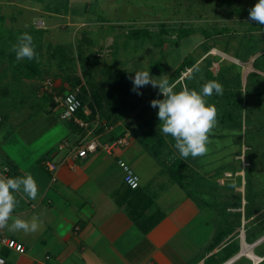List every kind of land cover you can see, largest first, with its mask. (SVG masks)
Instances as JSON below:
<instances>
[{"label":"crops","instance_id":"0c3cea01","mask_svg":"<svg viewBox=\"0 0 264 264\" xmlns=\"http://www.w3.org/2000/svg\"><path fill=\"white\" fill-rule=\"evenodd\" d=\"M31 2L32 6L41 4L43 7L44 4L40 0ZM256 2L254 0V4ZM30 5L22 4L21 0H0V10L10 8L20 16L19 19L24 16V10L30 11V15L35 14ZM243 5L251 8L248 1H243ZM35 10L41 15L49 13L43 8ZM62 15L54 14L57 17ZM6 17L0 13V28L6 30L7 35L8 31L17 36L24 32L30 34L34 28L32 20L30 24L24 22L14 26L15 22H11L12 25L6 26ZM10 17L18 24L19 19H15V15ZM64 18H69V15H64ZM48 19L52 21L53 18ZM242 19V22H251V25L243 22L242 35L247 36L248 33L254 39L252 44L243 43L254 48V55L249 57L252 58L251 70L245 75L240 72L242 89L247 75L255 73L258 75L256 81L264 90V68L252 64L257 55H264V29L261 28L264 26L249 21L248 15ZM36 43L41 46L38 41ZM215 50L220 49L212 45L204 53L210 54ZM220 52L227 53L226 50ZM211 58L213 61L208 69L215 76L222 63L214 71L212 65L217 59L215 56ZM37 61L44 72L38 78L25 79L24 83L39 84V91L50 96V106L58 107L52 100L54 94L63 95V90L70 91V84L63 76L53 74L54 63L47 71L40 59ZM205 65L200 62L199 66L203 68ZM49 74L56 75L51 77L54 84L52 93L42 87L45 79L50 78ZM263 96L262 91L255 89L246 106L250 98V101L257 100V106L258 98ZM39 102L43 100L38 99ZM83 110L89 113L86 106ZM18 114L19 111L11 116L17 117ZM99 115L88 120L85 127L77 126L73 120L61 119L58 114L50 119L46 132L33 134L30 129L27 133L18 129L10 132L0 130V166H8L9 177L31 174L39 189L35 200L20 199L13 215L25 220L38 216L42 221L40 229L30 233L0 229V256L5 259L4 264H255L264 258V247L259 245L264 236L248 243L245 235H234L240 231L242 222H247L246 228H254L264 214L263 204L251 217H244L245 178L242 169L235 172L240 177V184L234 187L241 197V206L228 207L226 211L233 216L220 223L212 208L203 215L199 201L181 190L182 187L169 177L163 165L131 135L124 120L107 123ZM124 133L129 137V144L125 147H115L111 151L97 149L85 157L74 156L81 145L93 139L106 142ZM64 142L66 144L59 147ZM44 160L56 163L54 179L43 167ZM118 160L125 161L139 175L137 188L131 189L124 183V172ZM184 160L193 171L195 166L189 157ZM162 191L166 193L163 195ZM17 195L19 199L20 194ZM235 213H240V224L234 227ZM226 228H234V231L211 249L218 232ZM2 238L22 243L24 252L8 248L2 243ZM234 246L238 247V252L226 258Z\"/></svg>","mask_w":264,"mask_h":264},{"label":"rangeland","instance_id":"374dc122","mask_svg":"<svg viewBox=\"0 0 264 264\" xmlns=\"http://www.w3.org/2000/svg\"><path fill=\"white\" fill-rule=\"evenodd\" d=\"M243 1H248L251 7L254 4V0H69V18H64V15L57 17L52 13L41 15L35 10L43 8L41 4L32 6L31 0H21L22 4L33 7L35 14L30 15V11L24 10V16L19 19L20 16L6 7L0 13L7 16L4 20L6 26L12 25L11 22H15L14 26L24 22L30 24L31 20L34 26L38 18L44 21L42 34H30L40 62L46 66L44 70L48 71L50 64L54 63L53 74L64 78L69 74L87 84L92 82L107 87L109 75L117 70L128 71L131 84L137 71L148 70L154 80H159L172 73L185 57L196 59L199 66L205 57L215 56L214 71L220 63L225 69H230L232 63L229 61H234L239 64L234 71L240 66V72L245 75L251 70L252 58L242 61L235 56L244 50V42L252 44L254 39L248 33L247 36L242 35V25L246 22H242V18H246L249 10ZM11 15L19 19L18 24L9 19ZM246 24L251 25V22ZM138 28H147L150 37L128 39L127 32ZM16 39H13L14 43ZM203 42L227 53L215 50L205 54ZM58 46L62 50L54 57L51 52ZM256 66L264 68V55ZM7 67L6 59H0V77L3 78L0 81V130L10 132L18 129L27 133L30 129L33 134L46 132L50 119L61 113V107L50 106V96L39 91V84L24 83L25 79L14 76ZM230 71L233 73V69ZM75 89L71 90L79 95L81 90ZM154 90L151 85L139 89L144 99ZM38 99L43 102L38 103ZM250 99L240 112L232 111V119L242 115V128L227 130L217 123L214 135L209 138L207 154L197 158L189 156L192 166H195L193 179H188L191 195L199 201L203 215L212 208L220 223L233 216L225 210V202H234L238 198L234 187L240 184V177L235 172L240 169L247 182V199L251 200L253 207L264 204V96L258 98L257 106V100ZM138 109H142L145 116L155 110L149 104ZM18 111L19 117L11 116ZM134 121L131 115L123 123L130 130L137 122ZM165 137L170 142V136ZM240 150L242 156L237 155ZM177 152L173 150L174 154ZM181 190L186 192L183 188ZM162 192L163 195L166 193ZM246 225L247 222L238 232L241 236L245 235ZM259 245L264 247V239Z\"/></svg>","mask_w":264,"mask_h":264},{"label":"trees","instance_id":"16d2710c","mask_svg":"<svg viewBox=\"0 0 264 264\" xmlns=\"http://www.w3.org/2000/svg\"><path fill=\"white\" fill-rule=\"evenodd\" d=\"M40 1L44 3L43 10L49 13L63 15L70 13L69 0ZM8 32L9 34L7 35V31L0 28V59H6L7 66L9 67L7 68L12 70L14 76L16 75L23 79H33L40 77L43 73V70L40 68V63L36 59H23L21 61H17L15 54L10 52V47L12 44H14L13 39L18 36L16 34L13 35L14 33L10 31ZM34 32L37 34H42L43 29L34 27L30 34H33ZM149 37L150 34L147 28L130 29L127 32L128 39ZM5 39L9 41H6ZM174 43H176V41ZM203 47L204 50L209 48L206 43L203 45ZM61 50L62 47L58 46L55 51L51 52V55L55 57L58 55L57 53L61 52ZM253 50L254 48L244 45V50L242 53L238 56H235V58L246 61L250 56L254 55ZM261 56L262 55H258L253 59L252 64L254 67H259L256 65ZM212 61L213 59L211 57H205L203 62L206 63V65L203 68L198 66L200 68V72L195 74H187V76L183 79V82H181L178 81L181 72L186 68H192L196 62V59L192 57H185L173 70V72L166 77L169 79V83L174 86L175 91H180L187 87L190 90H196L199 92L202 85H204L206 82L216 81L220 83L223 86V93L217 95L215 92H213L211 96L205 97V100L208 104L213 105L216 108L217 121L218 123H221L223 127L227 129L242 128V120L240 121L242 115L238 114L232 119V111L238 110L240 112L242 106L246 105L248 100L247 98L252 95L255 89L262 91V94H264V90L262 87H260V83L255 79V77H258V75L255 73H249L247 75L246 83L242 89L240 68L238 67L234 71V68L237 67L235 63L230 65V69H233V73L229 68L225 69L224 67L220 66L218 73L214 76L213 72L208 69L212 64ZM190 75H194L195 78L189 79ZM64 79L69 82L71 89L76 88L81 90L79 95L77 94L81 101V106L76 111L75 115L85 122H88V120L95 118L99 114L105 119L107 123L126 120L129 116L133 115L134 120L137 122L135 123L134 127H131L130 129L131 135L142 144L144 149L153 158L163 165L165 172L175 183L186 190V192L188 191V195H190V197L196 199L195 196L191 195L188 184L189 177H193V171L183 158L173 153V150L176 152L178 151L174 148L175 141L173 138L170 137V142H168L165 135H163L160 131V121L156 115L157 110L155 109L149 116H145L141 111L142 109H138L140 106L144 108V105H150V101L153 99L163 98L162 94H159L158 88H155V90L144 99L141 95H137L131 90L133 85L130 82V74L124 69L117 70L109 75L107 87H104L101 84H94L92 82L87 84L88 82H84L79 77L70 76L69 74L65 75ZM71 89L70 91H72ZM243 98H245L244 101ZM221 100L223 102H221ZM84 106L87 107L89 113H85L83 110ZM247 117V113H245V119ZM71 126H73V124H71ZM239 143L241 146V142ZM237 155H242L241 150ZM244 185V217L247 219L251 217L256 210L262 208L263 205H256L254 207L252 206L250 202L251 200L247 199L248 195L246 191V181ZM225 204L226 209L228 207L239 208L241 206V197H238L234 202L227 201ZM262 215L263 216H261L259 224L256 227L244 229L245 240L248 243H252L264 235V214ZM235 217L236 220L234 222V227L237 225L239 226L240 224V213H235ZM233 231L234 228L220 230L211 249L222 242V240ZM238 234V232H235L234 235L237 237ZM238 250V247L234 246L226 258L232 256L234 253L238 252ZM216 264H219V262ZM256 264H264V258Z\"/></svg>","mask_w":264,"mask_h":264},{"label":"clouds","instance_id":"9594fccd","mask_svg":"<svg viewBox=\"0 0 264 264\" xmlns=\"http://www.w3.org/2000/svg\"><path fill=\"white\" fill-rule=\"evenodd\" d=\"M248 20L264 26V0H257L248 10ZM10 52L15 54L17 61L39 59L33 37L28 32L17 37L16 43L10 47ZM198 72V66L194 65L190 69L191 74ZM193 78L194 75L189 76V79ZM132 84L131 90L137 95L142 94L140 88L148 85L159 89L163 98L151 100L150 106L158 109L156 115L160 121V131L163 135L173 138L174 148L182 158H197L207 154L209 138L218 121L216 108L208 104L205 97L211 96L213 92L222 94L223 86L220 83L206 82L199 92L187 87L175 91L167 77L154 80L147 70L135 72ZM38 192V185L31 174L26 173L23 177L0 176V229L25 233L38 231L42 226L38 216L25 220L13 215L20 199L35 200ZM17 194H20L19 199Z\"/></svg>","mask_w":264,"mask_h":264},{"label":"built area","instance_id":"2783aa9c","mask_svg":"<svg viewBox=\"0 0 264 264\" xmlns=\"http://www.w3.org/2000/svg\"><path fill=\"white\" fill-rule=\"evenodd\" d=\"M44 21L41 18H38L34 22L35 28H43L44 27ZM191 68H186L184 71L181 72V75L178 78V81L183 82V79L187 76V74L190 72ZM53 79L46 78L43 82V89L48 92L52 93L53 89ZM54 101L61 107V113L60 118L64 120H73L78 126L85 127L87 124L85 121L78 119L75 117L76 111L81 106V101L77 96L76 91H68L64 93L63 95H56L53 96ZM66 142L61 144L59 147H62V145H65ZM129 144V137L127 133H124L120 136H117L109 141L101 142L98 140H91L87 142L84 145H81L75 152V157H85L89 152H93L97 149H104L106 151H111L115 147H125ZM119 166L123 169V181L124 183L131 189H135L139 186V176L135 173V171L123 160H118ZM43 167L49 171L52 174V179H54L53 173L57 169L56 163H54L51 160H44L43 161ZM9 168L8 166H0V176H6L9 177ZM244 223L242 222L241 228L243 230ZM2 243L6 245L8 248L18 252L22 253L24 252V245L15 239L11 238H2ZM5 259L0 256V264H4Z\"/></svg>","mask_w":264,"mask_h":264},{"label":"bare ground","instance_id":"6f19581e","mask_svg":"<svg viewBox=\"0 0 264 264\" xmlns=\"http://www.w3.org/2000/svg\"><path fill=\"white\" fill-rule=\"evenodd\" d=\"M259 261H255V264L258 263Z\"/></svg>","mask_w":264,"mask_h":264},{"label":"water","instance_id":"95a60500","mask_svg":"<svg viewBox=\"0 0 264 264\" xmlns=\"http://www.w3.org/2000/svg\"><path fill=\"white\" fill-rule=\"evenodd\" d=\"M264 236V235H263Z\"/></svg>","mask_w":264,"mask_h":264}]
</instances>
